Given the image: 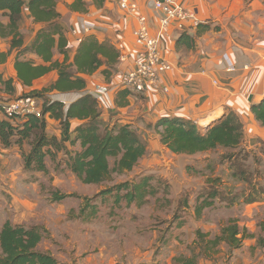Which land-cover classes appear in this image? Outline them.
Segmentation results:
<instances>
[{"label":"crops","instance_id":"crops-1","mask_svg":"<svg viewBox=\"0 0 264 264\" xmlns=\"http://www.w3.org/2000/svg\"><path fill=\"white\" fill-rule=\"evenodd\" d=\"M133 1L137 3L140 11L148 16L151 32L159 39V49L172 65L170 71L161 75L159 86L149 87L145 92L131 91L123 100L124 104L118 103V100H121L118 99V91L121 89L119 85L124 75L133 69L139 49L133 34L138 26L137 17L124 12L117 0H58L57 10L61 13L60 21L68 39V58L56 47L53 62L73 63L80 44L73 30L82 35L86 27L91 30L87 36L93 35L101 42L108 41L113 44L120 52V58L109 79L103 73L108 68L104 64L92 74H76V77L86 80L87 86L84 90L70 93L52 91L45 94L59 96L70 104L84 92L96 94L98 86H108V92L97 95L101 109L99 122L109 127L131 125L147 143V154L153 153L151 155L157 162L158 158L167 153L176 157L184 155L173 153L161 143L159 134L153 128L160 118L182 117L205 129L232 110L243 123L244 142L240 149L248 151L255 160L252 162L249 156L246 160L247 167L252 163L261 173L254 175L253 183L264 186V125L256 119L252 111L253 104L264 98V0H174L176 6L193 11L200 20L199 26L183 30L174 25L169 28L160 27L159 18L163 13L149 6L154 0ZM2 21L7 24L9 18L3 17ZM44 26V23L36 22L25 7L19 27L23 45L13 48L11 36H0V75L4 80H10L14 88V92H9L0 83L4 88L0 91V97L12 99L32 91L41 92L58 79L59 69L54 68L35 78L31 84H26L19 78L16 70L15 63L18 58L32 60L34 65H51L52 62H44L36 54L25 51ZM182 34L192 39L191 45L179 43ZM1 118L4 116L0 108ZM83 122L78 118L71 119L73 136L75 129ZM47 132L61 137L60 120L48 116ZM78 149L79 146L75 147V150ZM22 150L23 147L16 144L6 147L0 141V184L16 181L15 187L20 186L23 191L26 178ZM12 161L18 163V170L12 168ZM227 161L230 166L229 160ZM18 175L22 176L21 182ZM237 181L244 182L238 179ZM1 190L0 187V193ZM5 191L8 192L7 189ZM19 206L20 213L12 216V205H9L6 211L9 214L5 220L9 219L15 225H26L30 215L34 216L39 210L37 200L33 209L24 204ZM230 208L244 209V219L238 221V224L245 225L246 236L241 247L235 248L233 253L226 256V264H264V245H260L264 231L259 225L264 221V201L250 203L241 196ZM219 253L218 257H222L223 253ZM59 260L63 264H81L79 257Z\"/></svg>","mask_w":264,"mask_h":264},{"label":"trees","instance_id":"trees-1","mask_svg":"<svg viewBox=\"0 0 264 264\" xmlns=\"http://www.w3.org/2000/svg\"><path fill=\"white\" fill-rule=\"evenodd\" d=\"M57 1L0 0V36L3 38L11 36L13 48H20L23 45L19 27L25 7L28 8L36 22L45 24L37 33L32 45L25 51L36 54L44 62L52 63L50 66L34 65L32 60L18 58L15 66L19 78L26 84H31L35 78L54 68L59 69L58 79L49 88L41 92L32 91L22 96L39 99L46 95V92L70 93L84 90L87 82L84 78L76 77L77 73L92 74L106 64L108 68L103 73L109 79L114 66L119 61L120 52L113 44L108 41L101 42L91 35L86 36L79 44L73 63L53 62L56 47L68 58L66 49L68 39L60 21L61 13L57 10ZM3 17L9 18L7 24L2 21ZM189 38L186 34H182L179 43L184 42L191 45L192 39ZM0 83L6 87L7 91L14 92L11 81L4 80L2 75H0ZM118 92V99H121L118 103L122 105L131 90L120 89ZM252 111L256 119L264 125V98L259 103L253 104ZM48 116L60 120L61 137L48 134ZM100 116L99 100L91 93L82 95L69 106L60 100H46L42 104L41 117L16 114L12 117L1 118L0 141L6 147L14 144L23 147L24 142H29L31 149L26 153L22 152L26 171L47 173L46 158L51 157L56 161L57 155L65 152L66 157L58 161L57 169H60L63 164L84 184L99 185L111 181L113 175L133 171L148 153L147 143L131 125L103 126L99 122ZM74 118L84 122L75 129L73 136L71 119ZM153 128L159 134L161 142L173 153L192 155L218 147L230 150L224 155V159L230 162L229 168L232 176L236 180L250 182L252 189L246 195L244 192L234 194L233 191L226 189L222 191L217 181H210L200 191L194 204L197 218L202 216L205 209L213 207L217 200L226 203L227 206L235 205L241 196L250 203L264 201L262 195L264 186L259 182V186L253 183V174L260 175L261 173L258 170L250 173L251 169L249 170V166L247 169L246 164L250 153L245 149H240L244 140V129L240 117L234 111L229 110L223 118L205 129L194 121L170 116L160 118ZM77 146L79 149L75 150L74 147ZM161 178L156 175H144L107 186L93 197H84L78 217L82 219V222L97 219L100 204L112 203L113 206L119 207L122 202H125L127 206L141 207L149 201L150 197L159 194L161 186L166 193L170 191L169 183L162 181ZM69 197L80 196L54 192L51 201L61 202ZM182 204L189 207V198L182 200L179 206ZM182 224L183 222L179 226ZM259 225L264 231V221ZM45 231L44 226L15 225L10 220L5 221L0 230V264H63L50 251L39 249ZM196 234L198 242L205 246V256L209 257L213 255L212 252L219 251L218 247L223 242L231 248L241 247L246 231L240 237L238 220L230 219L228 224L222 228L221 233L215 237H210L202 230H198ZM260 245H264L263 237L260 238ZM176 261L180 264H198V256L195 254L191 257L181 256Z\"/></svg>","mask_w":264,"mask_h":264},{"label":"rangeland","instance_id":"rangeland-1","mask_svg":"<svg viewBox=\"0 0 264 264\" xmlns=\"http://www.w3.org/2000/svg\"><path fill=\"white\" fill-rule=\"evenodd\" d=\"M1 85L4 87L3 84ZM3 87L0 86V91L4 90ZM58 98L59 96L46 94L39 97V100L44 104L46 100ZM10 99L0 97L1 110L5 107L4 103H8ZM30 149L29 142H24L22 152L26 153ZM228 151L230 150L218 147L180 157L173 156L172 153H169V157L167 153L165 156L157 157L158 162L150 152L133 171L113 175L111 181L99 185L84 184L63 164L57 169L58 161L66 157L65 152H60L56 161L51 157L46 158L47 173L24 169L25 190L22 191L20 186L16 188V181L0 184L2 188L0 225L5 223L4 220L9 214L6 212L9 205H12V216H17L21 209L19 205L24 204L27 208L33 209V204L37 200L38 213L34 216L30 215L26 225L47 227L39 249L50 251L59 259L79 257L81 264L83 262L86 264H180L176 261L178 257H191L195 254L198 256V264H226L228 259L226 256L233 253L235 248L221 243L218 247L219 251L212 252L213 255L207 257L204 252L205 246L198 242L196 233L202 230L210 237H215L221 233L230 219L243 220L244 209L235 210L217 200L213 207L204 210L202 216L197 218L194 204L200 191L212 180L217 181L222 191L223 189L233 193L250 191V182L242 183L232 176L226 163L228 161L224 159ZM162 154L160 151V155ZM249 156L250 160L255 162L254 157ZM12 164V168L19 169L16 161H12ZM250 165V173H253V170L256 172V166L252 163ZM144 175L162 177V181L169 183L170 191L166 193L161 186L159 194L150 197L141 207L127 206L125 202L119 207L113 206L112 203L100 204L97 219L90 222H82L78 217L84 197H93L107 186ZM21 177L18 175L19 182L22 181ZM6 189L8 192L5 191ZM54 192L77 194L80 197H69L61 202H52L51 197ZM186 197L189 198L190 206L185 207L183 204L179 206ZM7 220L9 219L5 221ZM245 220L248 221V218L245 217ZM182 222L183 224L179 226ZM239 229L243 235L246 227L241 223ZM219 252L223 253L222 257H218Z\"/></svg>","mask_w":264,"mask_h":264},{"label":"built area","instance_id":"built-area-1","mask_svg":"<svg viewBox=\"0 0 264 264\" xmlns=\"http://www.w3.org/2000/svg\"><path fill=\"white\" fill-rule=\"evenodd\" d=\"M117 2L124 12L137 17L138 26L133 34L139 48L133 69L124 75L119 87L137 92H145L149 87L156 88L160 84L161 75L170 71L172 65L160 51L159 39L151 32L149 18L140 11L137 3L133 0H117ZM149 6L163 13V16L159 18L161 28H169L174 25L183 30L187 27L200 25V20L193 11L176 6L174 0H154ZM90 31V27H86L82 35H79L77 30H73V34L77 36V41L81 43ZM233 70L231 69V71ZM109 90L108 86L100 85L96 88V94L84 92L81 96L91 93L97 97V95L106 93ZM56 100H60L66 106H69L67 100L61 97ZM4 106L3 116L7 118L16 114L42 116V104L39 99L32 96L12 98L8 103H4Z\"/></svg>","mask_w":264,"mask_h":264}]
</instances>
